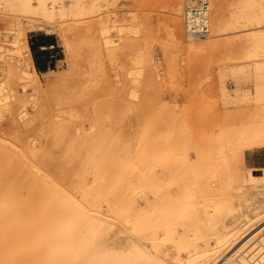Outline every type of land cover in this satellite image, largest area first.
I'll return each mask as SVG.
<instances>
[{"label":"bare ground","instance_id":"obj_1","mask_svg":"<svg viewBox=\"0 0 264 264\" xmlns=\"http://www.w3.org/2000/svg\"><path fill=\"white\" fill-rule=\"evenodd\" d=\"M186 1L182 9L185 40L181 4L174 9L170 6L167 31L178 47L186 41L187 48L201 50L209 43L210 25L217 28L219 24L210 18L208 0H202L195 12L197 4ZM2 2L11 12L3 36L15 61L6 62L8 93L1 95L0 106L16 103L22 107L31 98L47 95L58 109L53 118L40 122L39 139L23 140L16 129L13 142L0 141V161L2 150L6 164L22 160L18 169L26 170L31 178V192L38 190L26 196L23 208L14 207L0 188V264H264V174L251 173L249 179L256 182H248L237 163L244 161L246 149L264 146V91L260 86L254 102L246 100L247 93L239 95L234 109L227 110L220 123L215 122V129L194 140L179 120L178 126H171L172 109L165 102L158 105L165 109L159 107L162 112L156 114L154 92L129 88L128 96L145 102L131 105L125 100L121 107L120 100L113 102L114 97L109 101L106 95L105 99L90 98V86L99 78L89 72L82 87L69 85L77 75L83 46L86 60L100 62V74L104 54L113 64L119 51L132 50L130 58L137 61L132 39L115 44V39L104 36L103 50L99 37L77 33L78 18L93 12L94 2L89 6L84 0ZM243 2L241 18L246 23L239 26L264 20V0ZM38 27L56 30L67 54V68L36 70L27 31ZM107 32L108 26H103L101 34ZM242 32L246 43L254 40L252 50L258 57L264 51V27ZM4 57L1 53L0 59ZM138 57L140 70H150V55ZM16 80L22 92L11 86ZM105 109L107 117L122 116L119 135L107 126ZM25 114L13 116V124ZM161 119L165 126L158 132L152 126L162 124ZM181 120L182 124L187 121ZM260 170L264 173V168ZM24 225L26 229L18 230ZM12 236L16 241L7 248ZM22 239L32 243L26 244L33 248L27 247V254Z\"/></svg>","mask_w":264,"mask_h":264},{"label":"rangeland","instance_id":"obj_2","mask_svg":"<svg viewBox=\"0 0 264 264\" xmlns=\"http://www.w3.org/2000/svg\"><path fill=\"white\" fill-rule=\"evenodd\" d=\"M61 1L65 4L70 2V0ZM196 1L197 0H193V3H196ZM48 2L50 3V0H48ZM92 2H94L95 5L93 12L78 18L79 22L76 26L77 33H81V36L85 38H90L92 35L99 37L101 41L100 45L103 50L104 46L102 41L104 40V36L115 39V44H123L132 39L135 41L136 53L134 56L137 61L131 60L130 58L131 54L133 55L134 53L132 50H128L129 52L126 50H122L123 52L119 51L117 54L119 55L117 57L119 60L116 58L113 64L112 61L107 58L106 54H104L102 58L103 72L100 74V62L98 60H93L90 63L86 60L87 48L83 46L80 50L81 52L76 66L77 75L74 76V79L70 81L69 85L77 83L82 87L83 83L86 81V72L91 73L93 77L99 78V82L92 84L90 86L91 89L88 91L91 99L104 98L106 95V97H110L108 99L109 101L113 100L114 97V99L117 98V101L113 100V102L115 101V103L118 104L120 100L122 107V102L125 100V102L131 105L145 102L144 100L137 102L131 96H128L125 92H127L129 88L137 87V89L139 88V90L145 94L154 92L158 99L155 104L157 106H154V108L157 107L158 113L154 110L152 111L159 115L162 110L161 112L159 111V107L161 106L158 105H162L165 102L169 110L172 109L171 113L173 118H171L173 122L171 126H178L179 120V124L187 126L191 137L197 140L203 133L215 129L216 123H220L224 117H226L227 112L234 109L239 95L247 93L246 100H248V102H254L258 85L264 91V51L258 53V57H256L255 54L257 52L252 50L254 40L249 38L250 40L248 39L249 41L246 43V41H244L245 33L242 32L251 27L262 30L264 27V20L255 24H250L248 21V25L239 26V23H246L245 20L241 18V6L244 4L243 0H208L210 18H212L211 20L214 25L217 23L219 25L217 28H213L210 25L211 37L209 38L210 40L208 39L209 43L203 46L201 50H191L187 48L186 41V43L183 42V47H178L173 42L170 33H168L169 31H167L170 26L169 16L172 14V9L176 8L178 4H181L179 17L181 18L182 38L185 40L182 9L187 2L186 0H84V5L89 6ZM0 6V54L2 53L5 55L4 61L0 59L1 97L2 94L6 95L8 93V81H5L7 79L5 70L6 62H14L15 58L10 53L11 45L9 41L3 36L5 28L8 27L6 25H8L7 22L11 12L6 8L7 4L2 2ZM257 6L258 3L255 2L253 9L255 10L254 7ZM3 9H6L8 12ZM234 16L236 17L233 18ZM70 17L73 16L71 15ZM90 19L93 20L89 22ZM217 19L219 22H217ZM224 22L226 23L221 24ZM56 24L59 23L57 22ZM233 24H235V26ZM103 26H108V32L105 35L101 34V28ZM221 27H223V29ZM36 30L54 33L57 36L63 51V61L59 63L56 70L67 68V54L56 30L53 31L44 27H38L37 29L28 30L27 35L30 31ZM236 35H238V39ZM228 38H231V40L229 41ZM250 50H252V52ZM146 54L150 55L151 68L148 71H141L139 68L141 65H138V55L144 56ZM246 54L249 55L247 56ZM115 61L117 63H115ZM127 65L128 67L126 69L125 67ZM242 66L244 68L241 69ZM123 75L124 77H122ZM51 78L52 76H50V79ZM42 79H44V77H42ZM123 85L126 89L124 92ZM11 86L17 89L18 92L23 91L18 80L13 82ZM111 95H113L112 98ZM19 105L20 104L13 103L11 106H0V141L6 142L7 140L13 142V134L17 132L15 131L16 129L19 130L21 135L19 137L23 140L29 138L39 139L41 135L39 131L40 122L45 118H53L52 116L57 115L58 108L55 101L47 95L31 98L26 105L22 107ZM74 105L77 106V99ZM161 108L165 109V107ZM22 111L26 114L14 125L13 116L17 115L18 117ZM105 115H107L106 109L104 110V116ZM104 118L110 131L114 135H119L121 129H119L120 126L118 125L122 120V116L115 114L114 116H105ZM183 118L187 119L185 124L181 123V119ZM73 119L76 120L77 117H73ZM161 120L160 122L162 124H157L155 127L152 126V128L161 131L165 126L163 123L164 119ZM160 125L161 127H159ZM153 130L157 131L155 129ZM1 153L2 159L0 164L3 165L1 169L3 175L0 177V188L13 200L14 207H23L22 201L26 196L30 193L32 196L36 195L38 194V190L33 188L31 192V178L27 176L26 170H19L21 165H23L22 162L19 163L22 160L19 159L20 161H17L20 166L16 160L13 163L6 164L5 151L2 150ZM249 157L250 154L246 153V163L245 161H237L238 165L241 167L239 172L248 182L255 183L256 181L253 182V180L249 179V175L251 173L263 175L264 173L262 170H255ZM259 160L263 162L264 166V148L259 151ZM27 212L28 209H25V215L28 216L30 213ZM24 229H26L25 225L18 230ZM22 240V248L25 247L26 250L22 248L21 250L22 252L25 250L27 254V251L29 253L33 249L32 247L30 248L32 243L24 239ZM15 241L16 239L14 236L9 238L6 244L7 248L12 246ZM26 244L30 245L27 246L28 249L30 248V251L27 249ZM4 257L7 258L4 259L5 261L9 260L6 254ZM12 260L15 261L14 258Z\"/></svg>","mask_w":264,"mask_h":264},{"label":"crops","instance_id":"obj_3","mask_svg":"<svg viewBox=\"0 0 264 264\" xmlns=\"http://www.w3.org/2000/svg\"><path fill=\"white\" fill-rule=\"evenodd\" d=\"M27 39L36 70L39 72L56 70L59 63L63 61V51L57 36L54 33L36 30L30 31ZM263 148L264 146L246 149L243 155L245 163L246 153H248L250 154L249 160L253 163L255 170L264 168L263 162L259 160V151Z\"/></svg>","mask_w":264,"mask_h":264},{"label":"built area","instance_id":"obj_4","mask_svg":"<svg viewBox=\"0 0 264 264\" xmlns=\"http://www.w3.org/2000/svg\"><path fill=\"white\" fill-rule=\"evenodd\" d=\"M197 5H194L193 11L195 12V7H199L200 5H203V1L202 0H197L196 1Z\"/></svg>","mask_w":264,"mask_h":264}]
</instances>
